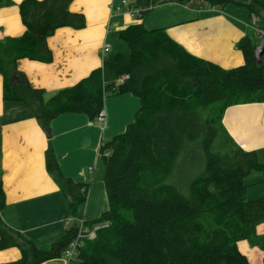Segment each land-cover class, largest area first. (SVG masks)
Instances as JSON below:
<instances>
[{
    "label": "trees",
    "instance_id": "obj_1",
    "mask_svg": "<svg viewBox=\"0 0 264 264\" xmlns=\"http://www.w3.org/2000/svg\"><path fill=\"white\" fill-rule=\"evenodd\" d=\"M205 1L245 6L264 31V0ZM70 2L18 4L25 31L0 40V75L3 101L32 109L44 129L63 113L95 119L107 97L131 93L139 99L134 120L100 146L108 209L95 221L107 227L83 242L75 264H248L236 244L249 240L264 248V234L255 231L264 221V196L246 199L244 178L264 165L254 151L224 137L220 115L227 105L264 102V66L254 59L256 45L242 37L236 46L244 63L223 69L189 54L163 30L133 24L117 32L125 51L107 54L100 68L46 98L17 70V62H51L47 38L60 27H85L84 15L71 12ZM9 3L0 0V7ZM45 160L75 212L87 184L59 173L50 146ZM4 204L0 184V249L13 246L21 254L4 264H40L64 254L75 225L58 241L38 247L5 224Z\"/></svg>",
    "mask_w": 264,
    "mask_h": 264
},
{
    "label": "crops",
    "instance_id": "obj_2",
    "mask_svg": "<svg viewBox=\"0 0 264 264\" xmlns=\"http://www.w3.org/2000/svg\"><path fill=\"white\" fill-rule=\"evenodd\" d=\"M8 1V5L0 7V40L21 36L25 31L18 9L22 0ZM128 3L145 13L140 20L125 12L126 5L120 0H71L69 10L84 15L85 27L56 29L47 38L51 62L20 59L17 70L31 86L44 90L47 98L100 68L107 54L125 51L127 44L117 32L133 24H141L146 31L163 30L189 54L223 69L244 63L236 46L242 37L248 36L255 45L260 40L259 20L245 6L210 5L205 0H129ZM116 6L121 12L115 11ZM104 44L109 45L105 55L101 53ZM2 86L0 75V184L5 203L1 218L36 246L46 247L62 238L67 219L75 222L80 217L92 222L108 209L100 146L122 133L134 120L139 99L131 93L107 97L101 125L96 118L90 119L82 113L60 114L50 121L47 137L32 109L21 102L3 101ZM220 122L224 137L231 144L244 151H254L264 165V102L227 105L222 108ZM48 146L63 177L87 184L86 197L75 212L47 171ZM244 183L246 199L264 196V170L251 171ZM255 231L264 234V221L256 225ZM236 246L248 264H264V248L249 240L238 241ZM20 256L17 247L0 249V264L17 261ZM40 264L75 262L68 261L63 254Z\"/></svg>",
    "mask_w": 264,
    "mask_h": 264
},
{
    "label": "built area",
    "instance_id": "obj_3",
    "mask_svg": "<svg viewBox=\"0 0 264 264\" xmlns=\"http://www.w3.org/2000/svg\"><path fill=\"white\" fill-rule=\"evenodd\" d=\"M120 1L126 5L125 12H127L129 15L134 16L136 19L141 16L142 12L138 10L137 8L132 7L128 3L129 0H120ZM114 9L118 13L121 12L120 11L121 8L119 6L114 7ZM257 32L260 38L264 37L263 30L259 29ZM108 52H109V45L104 44L101 48V53L105 55ZM125 77L126 76H122L121 78H119L118 82L121 83ZM96 120L99 125H101L104 122L105 117H104V113L102 112V110L96 116ZM107 154L108 153L106 152L104 155H107ZM92 170H93L92 168L89 169L90 172H92ZM80 191L86 194L87 188L82 186ZM72 220H75V219H67L64 222V227L66 229H68L72 225L71 224ZM74 225L77 227L76 233L74 237L71 239V241L68 243L67 248L64 251V256L66 257L68 261H73L77 255L78 249L82 246L83 242L85 240H92L96 236V233L99 230L107 227V222L105 221L88 222L84 219H77L74 222Z\"/></svg>",
    "mask_w": 264,
    "mask_h": 264
},
{
    "label": "water",
    "instance_id": "obj_4",
    "mask_svg": "<svg viewBox=\"0 0 264 264\" xmlns=\"http://www.w3.org/2000/svg\"><path fill=\"white\" fill-rule=\"evenodd\" d=\"M264 54V37L260 38L258 44L255 46L253 55L256 63L259 65L262 63V55ZM47 137H49V129H46Z\"/></svg>",
    "mask_w": 264,
    "mask_h": 264
},
{
    "label": "rangeland",
    "instance_id": "obj_5",
    "mask_svg": "<svg viewBox=\"0 0 264 264\" xmlns=\"http://www.w3.org/2000/svg\"><path fill=\"white\" fill-rule=\"evenodd\" d=\"M226 6H230L229 4H226ZM239 9H244V8H239ZM262 18H264V13H262ZM253 33V31H251L250 32V34H252ZM126 48V47H125ZM262 63H264V57H263V59H262ZM104 173V169H103V171H102V174ZM78 212V214L80 213V211H77ZM80 215V214H79ZM79 219H80V217H78ZM97 220V219H96ZM74 220H72L71 221V224H73L74 222H73Z\"/></svg>",
    "mask_w": 264,
    "mask_h": 264
}]
</instances>
